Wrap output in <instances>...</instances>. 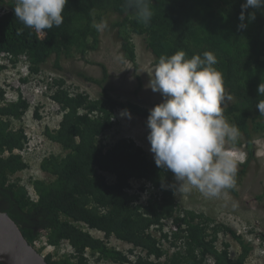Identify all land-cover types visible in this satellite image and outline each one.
Listing matches in <instances>:
<instances>
[{
	"label": "trees",
	"instance_id": "obj_1",
	"mask_svg": "<svg viewBox=\"0 0 264 264\" xmlns=\"http://www.w3.org/2000/svg\"><path fill=\"white\" fill-rule=\"evenodd\" d=\"M242 3L244 0H153L155 14L144 25L133 12L125 11V0H68L61 27L45 30L40 36L15 17V0H11L8 9L0 12V73L20 61L35 73L51 56L59 58L69 49H80L83 55L85 50H96L100 32L92 25L113 15L119 18L115 28L123 58L132 64L136 56L130 34L143 38L155 63L160 56L179 50L188 58L213 52L218 59L215 67L223 74L225 94L233 100L224 115L240 131L235 145H242L240 138L250 145L255 131L264 132L260 126L264 116L256 109V103L264 99L257 91L264 82V10H255V20L240 30ZM62 85V81H54L50 96L60 122L55 130H45L44 136L63 155L42 158L39 169L50 181L30 179L26 185L12 178L27 169L28 139L11 123L27 112L30 91L26 80L13 82L10 87L16 98L5 102V90L0 88V212L15 222L47 264H91L87 252L95 263L126 264L124 253L107 248L91 231L144 251L146 258L138 257L134 264H246L250 248L243 241L235 238L240 254L231 259L227 245L221 251L215 246L224 228L203 214L179 208L171 171L158 168L132 140L120 139L109 147L100 142L113 128L117 109L129 110L146 125L148 109L118 101L106 92L91 99L83 92L70 93ZM109 176L113 182L107 181ZM132 181L142 182L137 192H131ZM145 191L149 196L143 203L141 192ZM168 222L169 232H164ZM61 244L70 248L71 257L54 260L50 250Z\"/></svg>",
	"mask_w": 264,
	"mask_h": 264
},
{
	"label": "rangeland",
	"instance_id": "obj_2",
	"mask_svg": "<svg viewBox=\"0 0 264 264\" xmlns=\"http://www.w3.org/2000/svg\"><path fill=\"white\" fill-rule=\"evenodd\" d=\"M10 1L0 0V12L8 9ZM103 20L107 21L108 28L100 32V42L96 50H85L83 55L80 49H69L59 58L51 56L35 73L24 61L0 73V86L6 90L5 102L16 98V92L10 87L13 82L26 80L30 91L27 112L20 121L12 120L11 123L13 128L22 129L28 139V149L24 153L27 169L12 178L18 184L26 185L30 179L50 181L51 178L40 171L39 164L46 156L63 155L62 149L44 136L45 130H55L60 122V116L53 112L50 101L54 81H62L63 88L70 93L83 92L91 99H99L106 92L118 101L131 102L148 110L163 101L161 94L153 92L150 88L156 63L144 47L143 38L129 35L136 56L135 63L132 64L123 58L121 52L115 28L119 18L108 15ZM232 103L231 98L226 101V107ZM121 111L116 110L114 126L99 138L100 142L109 147L120 139H129L153 158L147 140L150 130L146 121L133 115L130 120L121 117ZM260 126L263 127L264 122L261 121ZM252 136L250 145L243 138H240L241 147L235 145L238 172L233 189L226 190L218 198H206L195 188L174 197L181 210L203 214L214 225L224 228L217 236V250L221 251L225 248L224 245H227L230 258L236 259L240 254V246L235 238H239L250 248L246 264H264V132L259 133L258 129ZM228 147L231 148L232 145ZM113 180V177L109 176L107 181L110 183ZM141 185V181H133L131 192H137ZM148 194L146 191L141 192L143 203ZM90 233L101 239L107 248L121 253H126L129 249L124 242L113 237L105 239L101 233ZM154 235L157 238L159 236L158 233ZM50 251L54 260L69 258L72 254L66 244ZM89 261H93L92 264H106L104 261Z\"/></svg>",
	"mask_w": 264,
	"mask_h": 264
},
{
	"label": "clouds",
	"instance_id": "obj_3",
	"mask_svg": "<svg viewBox=\"0 0 264 264\" xmlns=\"http://www.w3.org/2000/svg\"><path fill=\"white\" fill-rule=\"evenodd\" d=\"M67 3L15 0L14 13L25 27L43 36L45 30L60 28L64 23ZM152 5L153 0H125L124 8L133 12L138 22L148 25L155 14ZM255 10H264V0H244L238 17L240 30L255 20ZM92 26L103 32L108 23L101 19ZM217 63L211 51L188 58L185 51L179 50L171 56H160L153 68L150 88L159 92L163 101L149 110L147 140L156 166L173 173L175 195L195 188L206 198H218L236 185L235 143L240 131L224 115L226 101L232 97L225 94ZM257 91L264 97V82ZM256 109L264 116V99L256 103ZM120 116L132 118L127 109Z\"/></svg>",
	"mask_w": 264,
	"mask_h": 264
},
{
	"label": "water",
	"instance_id": "obj_4",
	"mask_svg": "<svg viewBox=\"0 0 264 264\" xmlns=\"http://www.w3.org/2000/svg\"><path fill=\"white\" fill-rule=\"evenodd\" d=\"M0 264H47L11 218L0 212Z\"/></svg>",
	"mask_w": 264,
	"mask_h": 264
},
{
	"label": "built area",
	"instance_id": "obj_5",
	"mask_svg": "<svg viewBox=\"0 0 264 264\" xmlns=\"http://www.w3.org/2000/svg\"><path fill=\"white\" fill-rule=\"evenodd\" d=\"M42 35V34H41ZM133 182V181H132ZM169 222L164 226V232H169ZM129 249L127 250L126 253H124V255L127 257V262L126 264H134V262L136 261V259L138 257H142V258H146V253L144 251H142L141 249H137L134 248L132 245L125 243ZM170 252H173V249L170 250ZM86 258L88 260L89 263H94L93 261H89V260H95V257H91V255L89 254V252L86 253ZM111 264V263H109Z\"/></svg>",
	"mask_w": 264,
	"mask_h": 264
}]
</instances>
